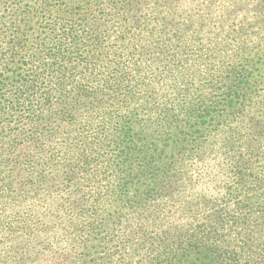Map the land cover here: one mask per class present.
<instances>
[{
    "label": "trees",
    "instance_id": "16d2710c",
    "mask_svg": "<svg viewBox=\"0 0 264 264\" xmlns=\"http://www.w3.org/2000/svg\"><path fill=\"white\" fill-rule=\"evenodd\" d=\"M23 1L0 0V264H76L93 233L88 264H264V0H34L18 53Z\"/></svg>",
    "mask_w": 264,
    "mask_h": 264
},
{
    "label": "rangeland",
    "instance_id": "374dc122",
    "mask_svg": "<svg viewBox=\"0 0 264 264\" xmlns=\"http://www.w3.org/2000/svg\"><path fill=\"white\" fill-rule=\"evenodd\" d=\"M137 1L140 2L142 0H137ZM9 2H11V1H9ZM33 2H34V0H24L21 3L23 6V9L25 10V13H23L20 16V18H24L22 20L23 23H21V24H24V26L21 28H22V30H31V32L28 33V35L25 37L26 44H25L24 50H23V47L21 45H18L19 46L17 49L18 53H23V52L25 53L26 51H28L29 46H31L32 43L34 42L33 41V35H35V32H37L36 30H38L40 32H44V30H47L46 27H47L48 23H50V21H51V20H46V19H49L48 15H45V13H42V12L41 13L37 12L35 10L36 4H33ZM39 10H41V9L39 8ZM19 34L20 33H18V35L17 34L16 35L19 36ZM156 50L158 51V48ZM241 62H243V61H241ZM249 62L252 65L253 75H255L256 77L260 76V74L263 73V71H264V45L258 51L257 55H255L253 57V59L250 60ZM237 64L240 65V62H238ZM166 65H168V64H165V66ZM161 69H162V65L160 66V71H161ZM168 71H169V73L164 71L161 73V75L163 76L166 74L165 76H169L170 78H173V76H174L173 74L177 75L176 72H179L180 70L176 69V71H173V70H168ZM258 113L262 114V116L264 117V111L258 112ZM263 163L264 162L261 163L258 170H261ZM260 175L264 176L263 169H262ZM251 186H254V185H252V183H251ZM254 191L255 190H251V191H249V193L252 194ZM1 213L2 212H0V214ZM3 217H4V215H0L1 219ZM3 220L5 222L6 220H9V217L3 218ZM17 222H19V221L17 220ZM94 237H95V234L93 233V235L90 237V240L88 241V247L86 249H84L83 254L80 255L81 258L77 261L76 264H88L86 262L87 260H90V262L93 263L92 258L99 259V256L101 255V251H100L101 248L97 247L96 240L94 239Z\"/></svg>",
    "mask_w": 264,
    "mask_h": 264
}]
</instances>
